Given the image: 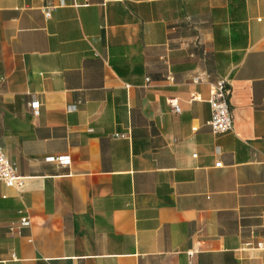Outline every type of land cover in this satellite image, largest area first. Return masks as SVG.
I'll return each instance as SVG.
<instances>
[{
	"label": "crops",
	"instance_id": "0c3cea01",
	"mask_svg": "<svg viewBox=\"0 0 264 264\" xmlns=\"http://www.w3.org/2000/svg\"><path fill=\"white\" fill-rule=\"evenodd\" d=\"M57 5L0 0V264H264V0Z\"/></svg>",
	"mask_w": 264,
	"mask_h": 264
},
{
	"label": "built area",
	"instance_id": "2783aa9c",
	"mask_svg": "<svg viewBox=\"0 0 264 264\" xmlns=\"http://www.w3.org/2000/svg\"><path fill=\"white\" fill-rule=\"evenodd\" d=\"M63 4V0H58V5ZM56 5L50 1H47L40 7L42 14L48 18L51 12L55 9ZM260 20V19H258ZM167 79L172 80V77L169 76ZM209 76L206 74L196 75L192 78L193 84H202L208 83L209 85V98L207 103L210 107V119L207 124L211 129V132L214 135H222L228 133L233 128V117L230 111V96L231 89L227 85L225 80H216L215 82H209ZM198 98L192 97L191 100H196ZM172 112L175 114L180 113V108L177 104V100L172 98L168 101ZM29 108L33 116L39 114V102L34 100L30 102ZM74 107H69V110H73ZM125 135H115V137H124ZM195 157V155H194ZM50 162H55L60 166H66L69 163V158L65 156L59 157H50L47 159ZM215 167H221V163L218 162L215 164ZM0 182L8 187L12 186H21L23 184V178L19 176L15 164H13L4 154L2 148L0 147ZM29 219L27 217H21L19 221L20 227L28 226ZM11 231L14 228L10 229ZM256 249L264 250V241L258 242L256 244ZM189 257H192L193 253H188Z\"/></svg>",
	"mask_w": 264,
	"mask_h": 264
}]
</instances>
